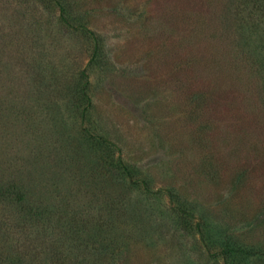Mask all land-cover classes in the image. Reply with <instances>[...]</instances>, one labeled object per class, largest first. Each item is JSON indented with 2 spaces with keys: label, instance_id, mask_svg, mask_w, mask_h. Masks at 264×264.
Returning <instances> with one entry per match:
<instances>
[{
  "label": "rangeland",
  "instance_id": "rangeland-1",
  "mask_svg": "<svg viewBox=\"0 0 264 264\" xmlns=\"http://www.w3.org/2000/svg\"><path fill=\"white\" fill-rule=\"evenodd\" d=\"M63 1L71 21L101 37V62L87 78L89 127L115 142L153 188L195 205L191 228L163 216L175 205L165 191L145 200L118 184L115 195L89 171L85 132L60 103L84 82L92 41L60 20L55 0H0V184L25 185L38 209L56 214L64 202L84 200L101 213L107 197L127 194L151 215L117 229L133 228V236L113 251L115 264H221L195 231L203 212V232L225 224L227 235L264 248L263 84L233 45L223 13L230 0ZM89 177L101 181L98 195ZM66 180L77 187L73 200L48 188ZM7 204V214H20Z\"/></svg>",
  "mask_w": 264,
  "mask_h": 264
},
{
  "label": "trees",
  "instance_id": "trees-1",
  "mask_svg": "<svg viewBox=\"0 0 264 264\" xmlns=\"http://www.w3.org/2000/svg\"><path fill=\"white\" fill-rule=\"evenodd\" d=\"M55 3L59 9L60 20L67 26L86 33L92 41V50L86 69H82V74L85 76L84 82L80 87L73 86L69 93L74 96L63 99L64 103H60L64 112L67 111L69 122L77 123L85 132L89 171L98 179L104 180V184L109 183L108 191L115 195L118 194V184L127 185L128 190L130 188L141 190L145 200L160 197L161 192L165 191L164 194L170 196L175 205H171L173 213L169 212L163 216H170V219L177 222L179 229L188 231L187 227L191 228L192 225L189 218L194 215L195 205L187 200H181L180 195L170 188H164V190L153 188L147 178L138 173L137 167L124 159L115 142L89 127L93 114L90 112L92 105L91 94L87 89V78L90 71L101 62L103 54L101 37L85 23L71 21L65 9L66 2L55 0ZM227 3L223 13L224 18L227 19V27L232 26L231 32L236 35L233 45L238 47L248 66H251L258 74L263 84L264 95V0H230ZM67 90L68 88L63 86V91ZM67 176L74 175L71 172ZM95 177H89V179L92 182L93 191L98 195L97 187L101 186V181ZM64 183L65 186L62 187L59 183L52 181L48 188L54 196L57 194L61 199L73 200L70 192L75 191L77 187L68 180ZM81 184L87 186L85 181ZM24 186L15 182L7 186L0 184V205L9 201L12 204H7L9 207L17 212L21 211L20 214L19 212L15 215L7 214V209L0 206V264H115L113 251L116 249L117 252H121L127 247L128 238L133 236L130 233L133 228L126 229L127 235L118 232L117 229L135 226L140 223L139 216L151 215L147 208L136 205V202L130 200L124 192L120 198L107 197L109 202L106 206L103 204L104 212L100 208L105 219L101 217L100 212L92 213L89 207L87 208V200L74 206L64 202L61 213L56 214L47 208L38 209L40 204L33 202V198H29L30 189ZM62 188L64 191L61 194ZM28 204L35 206L36 209L31 211V214H29ZM203 213L199 217L196 216L193 225L195 231L201 235L206 250L216 257L215 261H221V264H264V248L227 235L226 232L232 231L230 226L218 224L211 233L203 232V229L207 228ZM89 217L93 219V222H90ZM8 218H11L10 222ZM116 220L118 225L115 224ZM33 222L35 226L39 223L40 228L30 227L29 225ZM24 234L31 240L30 243H24L21 240ZM35 240L36 243H34ZM122 243H124L123 246ZM110 254L112 257L109 259Z\"/></svg>",
  "mask_w": 264,
  "mask_h": 264
}]
</instances>
